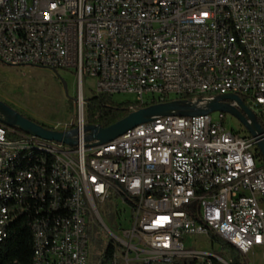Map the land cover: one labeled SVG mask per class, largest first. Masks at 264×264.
<instances>
[{
    "label": "built area",
    "instance_id": "built-area-1",
    "mask_svg": "<svg viewBox=\"0 0 264 264\" xmlns=\"http://www.w3.org/2000/svg\"><path fill=\"white\" fill-rule=\"evenodd\" d=\"M0 63L78 85L72 148L0 123V244L25 223L31 264H228L187 250L196 236L264 251V161L241 124L163 117L103 145L83 136L87 76L97 94L131 95L132 112L236 95L264 140V0H0ZM105 207L127 225L112 231Z\"/></svg>",
    "mask_w": 264,
    "mask_h": 264
},
{
    "label": "rangeland",
    "instance_id": "rangeland-1",
    "mask_svg": "<svg viewBox=\"0 0 264 264\" xmlns=\"http://www.w3.org/2000/svg\"><path fill=\"white\" fill-rule=\"evenodd\" d=\"M66 85V90L64 86ZM95 81L91 77L83 78V99L88 98L94 92ZM78 95V85L75 75L70 71H58L54 73L50 69L39 67H11L0 63V102L15 110L19 114L29 117L56 131H68L77 124V110L75 101ZM116 103H128L133 97L127 94L113 95ZM84 113V111H83ZM220 113L214 112L211 117L219 120ZM227 129L241 130L240 123L233 117L223 114ZM84 119V116H83ZM109 208H103L102 217L112 231L118 226H126L122 217H117L109 212ZM129 217V213H126ZM107 239L102 235H96V241H91L90 249L95 255L102 253L106 247ZM184 247L189 251L202 250L222 258L219 243H212L210 237L196 236L184 237ZM262 250L256 249L247 255L251 264H264Z\"/></svg>",
    "mask_w": 264,
    "mask_h": 264
},
{
    "label": "water",
    "instance_id": "water-1",
    "mask_svg": "<svg viewBox=\"0 0 264 264\" xmlns=\"http://www.w3.org/2000/svg\"><path fill=\"white\" fill-rule=\"evenodd\" d=\"M63 86L64 90H66V85L64 84ZM214 112L227 114L235 118L252 137L256 138L257 147L264 161V140L261 138L263 130L258 124L255 114L243 104L238 96L231 94L194 101L181 99L150 105L129 113L125 118L107 128L85 124L83 126L84 141L92 143V146L103 145L139 125L150 123L158 118L197 117ZM0 123L43 141L61 143L71 148L76 145V128L68 131L47 129L1 102Z\"/></svg>",
    "mask_w": 264,
    "mask_h": 264
},
{
    "label": "trees",
    "instance_id": "trees-1",
    "mask_svg": "<svg viewBox=\"0 0 264 264\" xmlns=\"http://www.w3.org/2000/svg\"><path fill=\"white\" fill-rule=\"evenodd\" d=\"M58 73V70H53ZM190 100V98H187ZM85 124L107 128L122 120L131 113L132 103H116L111 96L93 92L90 97L83 99ZM76 109V106L73 107ZM141 109V108H139ZM25 117V116H24ZM36 124L37 121L26 117ZM259 124L260 121L258 120ZM43 125V124H40ZM47 129H51L43 125ZM212 243H219L222 259L228 264H249L247 256L242 255L233 246L210 236ZM33 257L32 234L25 223L14 225L10 237L0 244V264H31ZM178 264H198L193 259L178 260ZM211 264H221L212 260Z\"/></svg>",
    "mask_w": 264,
    "mask_h": 264
}]
</instances>
